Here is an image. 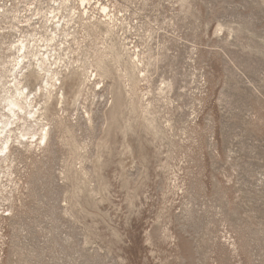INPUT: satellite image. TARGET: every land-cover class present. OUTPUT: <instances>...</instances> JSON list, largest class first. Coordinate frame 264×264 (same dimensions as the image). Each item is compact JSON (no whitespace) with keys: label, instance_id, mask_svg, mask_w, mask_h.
Here are the masks:
<instances>
[{"label":"rangeland","instance_id":"1","mask_svg":"<svg viewBox=\"0 0 264 264\" xmlns=\"http://www.w3.org/2000/svg\"><path fill=\"white\" fill-rule=\"evenodd\" d=\"M92 1L115 34L76 28L70 63L103 57L104 87L64 79L48 146L14 144L0 264H264V0Z\"/></svg>","mask_w":264,"mask_h":264},{"label":"bare ground","instance_id":"2","mask_svg":"<svg viewBox=\"0 0 264 264\" xmlns=\"http://www.w3.org/2000/svg\"><path fill=\"white\" fill-rule=\"evenodd\" d=\"M95 5L103 19L89 15ZM0 25L1 173L10 168L14 144L26 152L48 146L51 129L45 112L54 101L63 110L64 79L75 75L81 91L94 93L104 87L100 86V79L107 74L103 57L89 65L70 63V56L75 53L76 28H82L88 36L98 32L111 37L117 24L107 5L92 0H15L10 5L0 4ZM108 51L118 65L123 61L125 73L130 71L125 76L133 89L134 74H140L143 65L140 54L136 50L121 54L115 44ZM30 78L39 82L34 90L29 89ZM86 120L92 123L89 114Z\"/></svg>","mask_w":264,"mask_h":264}]
</instances>
